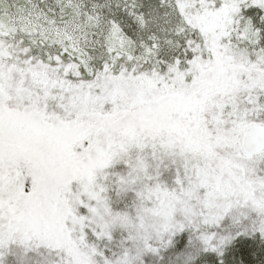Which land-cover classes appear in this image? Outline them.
Here are the masks:
<instances>
[{
  "label": "snow or ice",
  "instance_id": "1",
  "mask_svg": "<svg viewBox=\"0 0 264 264\" xmlns=\"http://www.w3.org/2000/svg\"><path fill=\"white\" fill-rule=\"evenodd\" d=\"M0 264H264V0H0Z\"/></svg>",
  "mask_w": 264,
  "mask_h": 264
}]
</instances>
